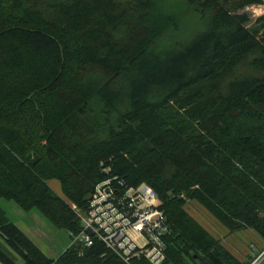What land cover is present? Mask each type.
<instances>
[{
	"label": "trees",
	"instance_id": "16d2710c",
	"mask_svg": "<svg viewBox=\"0 0 264 264\" xmlns=\"http://www.w3.org/2000/svg\"><path fill=\"white\" fill-rule=\"evenodd\" d=\"M185 2L0 0V201L70 238L83 231L71 205L87 212L100 183L147 184L168 227L162 264H250L186 206L264 241V18L245 12L264 0ZM189 12L205 28L176 37ZM8 219L0 207V264H17L5 246L23 264H150L95 236L47 258Z\"/></svg>",
	"mask_w": 264,
	"mask_h": 264
},
{
	"label": "built area",
	"instance_id": "2783aa9c",
	"mask_svg": "<svg viewBox=\"0 0 264 264\" xmlns=\"http://www.w3.org/2000/svg\"><path fill=\"white\" fill-rule=\"evenodd\" d=\"M254 8L264 11V3L246 9ZM104 173L109 174L110 169H104ZM115 181L117 177L96 187L87 212L82 213L77 206L71 205L83 224V231L70 235L71 245L91 246L95 236L127 263L145 257L150 264H162L165 260L162 238L168 233V227L160 199L147 184L122 190L123 184L117 187L113 184ZM263 260L264 250L252 264H261Z\"/></svg>",
	"mask_w": 264,
	"mask_h": 264
},
{
	"label": "rangeland",
	"instance_id": "374dc122",
	"mask_svg": "<svg viewBox=\"0 0 264 264\" xmlns=\"http://www.w3.org/2000/svg\"><path fill=\"white\" fill-rule=\"evenodd\" d=\"M186 0H170V3L176 7L175 10L185 9ZM249 12L252 24L257 19L264 18V11L260 8L245 9ZM257 16V17H256ZM204 20L200 14L189 12L183 17L181 29L176 37L184 39L191 38L194 34L200 33L204 29ZM53 191L63 197L60 183L58 181L49 182ZM0 207L7 213V217L13 222L29 239L32 241L47 258L58 257L59 253L65 252L71 244L69 234L59 230L48 223L36 210L29 212L23 211L12 201L2 199ZM187 212L199 222L214 238L220 240L225 248L233 254L239 261L252 264L254 259L264 250V241L252 230H243L242 232L230 233L223 224L219 223L214 217L196 201L188 200L186 206ZM42 222L39 226V220ZM48 225V226H46ZM47 228V231L45 230ZM51 230L50 234L49 231ZM42 231H45L44 233ZM16 258L17 264H23V261L17 257L7 246H5ZM62 250V252H61ZM256 264V263H255ZM257 264H260L258 262Z\"/></svg>",
	"mask_w": 264,
	"mask_h": 264
},
{
	"label": "crops",
	"instance_id": "0c3cea01",
	"mask_svg": "<svg viewBox=\"0 0 264 264\" xmlns=\"http://www.w3.org/2000/svg\"><path fill=\"white\" fill-rule=\"evenodd\" d=\"M52 182V181H51ZM37 218H38V220H39V226L41 225V222H42V220H41V218H39L38 216H37ZM43 223V222H42ZM46 226H48V225H46ZM46 231H47V228L45 229ZM43 233L45 232V231H42ZM50 232H51V230L49 231V234H50ZM70 246H71V244H70ZM61 252H62V250H61ZM64 252V251H63ZM62 252V253H63ZM62 253H59V255H58V257L62 254ZM58 257H52V259H57Z\"/></svg>",
	"mask_w": 264,
	"mask_h": 264
},
{
	"label": "water",
	"instance_id": "95a60500",
	"mask_svg": "<svg viewBox=\"0 0 264 264\" xmlns=\"http://www.w3.org/2000/svg\"><path fill=\"white\" fill-rule=\"evenodd\" d=\"M157 217H155L154 219H156ZM89 233H91L90 231H89ZM92 234V233H91ZM93 235V234H92Z\"/></svg>",
	"mask_w": 264,
	"mask_h": 264
}]
</instances>
